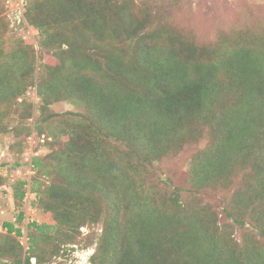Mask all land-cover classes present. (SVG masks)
I'll return each instance as SVG.
<instances>
[{
    "label": "trees",
    "instance_id": "1",
    "mask_svg": "<svg viewBox=\"0 0 264 264\" xmlns=\"http://www.w3.org/2000/svg\"><path fill=\"white\" fill-rule=\"evenodd\" d=\"M26 1L23 17L53 61L34 74L31 42L6 38L0 0V133H12L11 147H23L19 134L31 128L19 124L33 106L21 110L18 99L35 89L39 114L32 129L50 152L32 159L30 191L56 224H30L24 254L20 230L2 223L4 264H53L83 224L97 223L102 231L91 264H264L258 238L238 245L217 224L226 219L222 230L230 231L259 227L264 239V22L256 31L231 30L199 45L161 28L132 2ZM68 100L80 101L82 111L52 110ZM12 113L20 120L8 130L2 121L13 120ZM192 124L208 134L193 136L204 137V146L179 160L188 163L179 184L152 177L156 164L188 142L181 133ZM240 171L233 199L219 212L204 210L201 196H211L221 181L229 185ZM26 184L14 186L17 207ZM78 209L80 220L71 219ZM22 218L20 211L17 221Z\"/></svg>",
    "mask_w": 264,
    "mask_h": 264
},
{
    "label": "rangeland",
    "instance_id": "2",
    "mask_svg": "<svg viewBox=\"0 0 264 264\" xmlns=\"http://www.w3.org/2000/svg\"><path fill=\"white\" fill-rule=\"evenodd\" d=\"M104 1V0H103ZM105 0L104 2H106ZM122 2L133 3L135 7L140 8L148 15H152L155 21L158 20L157 25L161 28L167 27L172 30L174 35H177L184 40L193 39L199 45H203L205 42L215 41L219 38V35L227 36L231 30H244L256 31L264 22V0H121ZM27 1L26 0H5V15L8 19L9 32L6 35L8 40L21 39L23 41H30V47L34 51V74L39 72L40 66L51 65L53 60H50L49 54L46 50L42 49L41 37L36 28L28 25L25 21L23 14L25 11ZM83 4L90 6L91 3L88 0H84ZM126 4V3H125ZM105 6V5H104ZM113 7V6H112ZM116 10V9H115ZM140 19V18H139ZM165 26V27H164ZM12 41V40H11ZM5 49L8 44L4 41ZM53 59V58H52ZM18 107L23 110L27 104L33 106L32 116L30 118H24L19 125L31 128V132L23 137V134H19L20 138H24L23 147L13 148L11 144H14L15 138L12 133H0V178L4 179L0 186V226L4 222H12L14 228H18L21 235L17 238L20 242L23 253L27 250L28 238L30 233L33 234L30 224L36 223L37 225L55 226L56 220L52 217L50 211H42L38 201L35 205L34 196L32 192L35 187L33 185V177L36 175L35 169L32 168V159L42 158L50 152L47 145L43 143L42 137L36 136L33 131V123L39 114V98L37 97L35 89L27 90L24 97H19ZM52 110L56 113H62L65 111H82V104L78 100L60 101L51 106ZM13 120L8 121L7 118L3 119L2 124L10 130L13 125L18 124L20 116L16 113L10 115ZM203 129V130H202ZM200 130L204 135L208 134V128H202L200 125L192 124L188 128H184L183 138L188 142L178 146L176 152H171L168 157L163 160L161 164H156L155 173L152 177L159 178L160 180L166 179L168 176L171 181L177 185L180 181V175L188 169V163L179 165V160L190 159L191 153L200 149L205 144V138H198L195 141V137L199 136ZM194 133H197L194 135ZM195 136V137H193ZM194 138V139H193ZM190 140V141H189ZM15 162H22L21 165L15 166ZM181 170L183 172H181ZM181 173V174H180ZM244 172H236L235 178L232 182L227 183L221 181L223 186L218 184L213 189V194L206 198L201 196V205L204 210H209L211 213L219 212L221 207L233 199V194L236 189L241 188L239 180ZM150 175L152 173L150 172ZM44 178V177H43ZM41 178V180L49 181L48 178ZM231 179V178H230ZM18 181H26V193L22 200V204L17 207V203L13 197L14 186ZM179 184V183H178ZM216 184V183H215ZM45 183L40 187H44ZM200 197V195H199ZM206 198V199H204ZM69 207H73L70 205ZM67 207V208H69ZM74 208V207H73ZM79 210V209H78ZM23 213V218L20 222L17 221V215ZM71 219L80 220L81 209L79 212L73 210ZM209 212V213H210ZM83 214V212H82ZM84 215V214H83ZM226 219H221L218 224L219 234H221L226 240L236 242L239 244H252L253 240L258 238V247L264 246V239L260 240V235L257 234L258 228L252 225L246 224L245 227H234L230 230H222L223 223ZM76 222V221H73ZM251 223H254L251 222ZM230 224V223H228ZM260 225V224H259ZM5 230L0 228V232ZM102 231V225L100 223L83 224L79 229V234L76 241L65 242L62 244V249L59 256L54 260L53 264H91L90 258L95 251L97 245V237ZM257 231V232H256ZM48 235L56 240L57 235L55 232L47 229ZM250 235V238L247 236ZM66 239L63 238V241ZM58 244L59 241L57 237ZM35 259H31V263H34ZM0 264H4L0 259Z\"/></svg>",
    "mask_w": 264,
    "mask_h": 264
}]
</instances>
